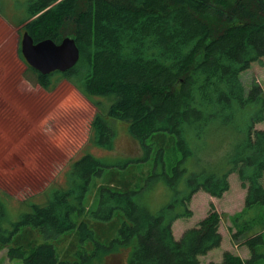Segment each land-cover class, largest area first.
Returning <instances> with one entry per match:
<instances>
[{
  "label": "trees",
  "instance_id": "trees-1",
  "mask_svg": "<svg viewBox=\"0 0 264 264\" xmlns=\"http://www.w3.org/2000/svg\"><path fill=\"white\" fill-rule=\"evenodd\" d=\"M26 13L17 23L36 42L71 36L81 51L65 72L29 65L40 85L73 82L98 107L94 142L112 148L109 119H117L144 155L104 175L107 166L84 153L71 163L66 187L10 225L0 198V249L25 264H93L127 247L129 264H202L200 256L223 241L214 204L180 238L173 223L191 215L196 192L222 197L237 173L245 211L234 218L232 238L261 228L242 242L249 258L226 250L207 264H264V129L257 128L264 88L248 92L241 79L264 64V0H29ZM159 178L182 193L183 209L178 198L156 213L135 200ZM70 233L78 247L59 249L55 242Z\"/></svg>",
  "mask_w": 264,
  "mask_h": 264
},
{
  "label": "rangeland",
  "instance_id": "rangeland-1",
  "mask_svg": "<svg viewBox=\"0 0 264 264\" xmlns=\"http://www.w3.org/2000/svg\"><path fill=\"white\" fill-rule=\"evenodd\" d=\"M28 1L0 0V198L7 213L6 225L18 221L32 209L33 203L44 204L57 188L66 187L71 163L84 153L93 154L107 166L104 175L111 165L144 155L127 123L117 119H109L114 130L112 148L94 142L92 122L98 107L73 82L63 78L54 80L50 89L40 85L37 74L19 52L25 28L17 22L26 16ZM241 79L248 92L255 86L264 88V64L258 62L245 69ZM257 128L264 129V121ZM97 180L100 182L101 178ZM229 180L230 188L222 197H213L202 190L196 192L188 203L191 215L173 223L175 237L180 238L214 204L221 216L223 241L219 248L200 256L202 264L222 261L226 250L249 258L250 250L242 242L261 228L246 230L238 240H233L232 234L237 232L234 218L245 211L246 189L237 173L231 174ZM178 189L181 191L184 186ZM181 195L159 178L137 194L135 200L156 213L176 198L179 209H183ZM95 196L93 187L88 195L89 205L95 203ZM256 211L245 212L241 219L250 218ZM72 242L75 246L78 243L74 233L61 236L55 243L64 250ZM131 250L132 247L120 248L93 264H129ZM0 264L25 263L20 257H10L8 248H2Z\"/></svg>",
  "mask_w": 264,
  "mask_h": 264
},
{
  "label": "water",
  "instance_id": "water-1",
  "mask_svg": "<svg viewBox=\"0 0 264 264\" xmlns=\"http://www.w3.org/2000/svg\"><path fill=\"white\" fill-rule=\"evenodd\" d=\"M21 51L27 63L42 74L65 72L73 68L81 57L80 48L73 37L66 36L59 43L52 38L36 42L28 31L22 35Z\"/></svg>",
  "mask_w": 264,
  "mask_h": 264
}]
</instances>
